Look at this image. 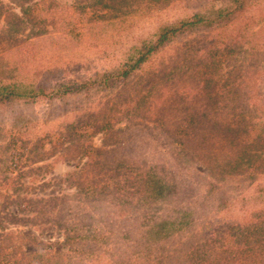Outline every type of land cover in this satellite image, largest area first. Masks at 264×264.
<instances>
[{
    "label": "rangeland",
    "instance_id": "374dc122",
    "mask_svg": "<svg viewBox=\"0 0 264 264\" xmlns=\"http://www.w3.org/2000/svg\"><path fill=\"white\" fill-rule=\"evenodd\" d=\"M223 3L0 0V81L37 78L47 84L88 85L86 91L69 92L63 100H40L27 108L0 112V264L95 261L70 249L63 231L53 225L56 210L49 201L73 199L75 184L86 180L83 174L90 172L96 181L92 173L100 170L87 165L94 160V156L88 159V147L110 149L118 143L126 149H116L115 162L129 160L141 172L151 170L160 185L177 186L175 190L188 178L192 186H199L189 194L191 203L182 201L185 197H169L166 189L154 195L151 205L156 209L149 225L171 217L175 207L193 215L184 234L180 231L163 242L164 254L157 250L156 259L165 261L167 255L180 264H264V202L259 203L247 188L264 178V72L257 73L263 55L244 54L251 51L246 42H254L263 28L258 23L261 14L254 9L229 26L181 34L125 81L101 79L111 76L126 59L132 64L138 57L136 45L154 39L164 25L190 17L204 6L221 8ZM211 39L218 47L211 46ZM191 113L196 121L183 123L182 116ZM223 117L233 127L242 117L248 119L246 128L253 141L239 146L243 155L239 167L234 166L233 156L229 174L213 165L217 175L212 176L206 170L208 161L202 159V147L210 146L189 142L188 156L182 157V125L212 136L225 126L224 121L217 123ZM106 123L110 131L104 133L101 127ZM219 144L222 141L215 140L209 150L220 151ZM167 165L176 167L177 173L169 175ZM100 176L103 186L116 182L112 180L116 173L107 169ZM222 177L226 181L219 183ZM207 181L225 185L227 198L244 201L230 204L231 212H219L215 201H204L209 195L199 190Z\"/></svg>",
    "mask_w": 264,
    "mask_h": 264
},
{
    "label": "trees",
    "instance_id": "16d2710c",
    "mask_svg": "<svg viewBox=\"0 0 264 264\" xmlns=\"http://www.w3.org/2000/svg\"><path fill=\"white\" fill-rule=\"evenodd\" d=\"M223 2L221 8L216 9L210 5L204 6L200 9V12L194 13L190 17L164 25L155 34L154 39L141 40L136 45V49H134L135 54L138 55L134 62L131 64L126 59L127 61L125 60L111 76H103L101 78L102 81H125V79L139 69L141 64L148 61L152 55L158 53L181 34L184 35L188 32L198 31L199 29H218L222 26H229L232 21L240 20L244 15H248L247 12L254 9L257 10L256 13L258 15L259 13L261 14L260 18L258 16V23H261L263 28L261 27L260 31L257 32L259 34L256 37L257 41L246 42L251 51L245 50L244 54L248 58H254L262 53L263 66L257 68V73H263L264 10L261 12V9L264 8V0H223ZM261 4L262 6L257 9ZM249 19L253 20L251 21L252 24H256V18L251 17ZM251 35L253 36V34ZM211 41L212 39L210 40L212 47H218V42L211 43ZM232 43H236L235 40H232ZM225 87L223 86L221 89L224 90ZM87 89L88 85L86 82L79 84L68 82L62 85L60 83L47 84L39 82L37 78L29 82L7 79L6 81H0V112L4 110L13 112L17 108H27L40 100L50 102L58 99L63 100L69 92L73 91L74 94H78L77 92L86 91ZM187 119L192 122L196 121L193 113L182 116L183 123ZM245 120L248 119L245 117L243 119L242 117L237 122L236 127H233L227 118L218 119L217 123L224 121L226 122L225 126H219V133L212 136L206 132L202 133V131L193 125H182V157L186 158L188 156L187 143L189 142H192L193 146L195 144L196 146L205 144L206 146L213 147L215 140L218 143L221 140L222 144H219L220 151L218 152H214L212 148L209 150L210 147H202V157H204L202 159L209 163H207L208 166L206 168L208 175H217L215 170L211 168L213 165L224 171L223 175L229 174L230 172L228 171H230L233 156L236 158L235 167L240 166L243 158V155L239 153V146L250 145L253 141V133L247 130ZM101 129L104 133L110 131L108 123L105 126L103 125ZM244 133L251 134V137L247 138V136H244ZM229 144L232 147L228 150ZM117 148L126 149L123 143H118L116 147L102 150L88 147L90 150L88 159L94 156V160L88 162L87 165L90 167L97 166L100 171L107 169L109 173H116V176H112V180L116 182L113 185L103 183V186L100 184V171L92 173L94 178H96L95 182L90 172L83 174L86 180H79L75 184L73 199L59 197L49 201L51 208L56 210V213L51 218L53 225L63 231L70 249L72 248V251L85 257L86 255L90 256L91 261L95 260L92 264H180L167 255H164L165 261L156 259L155 255L157 250L163 251L164 254L165 246L163 242L165 240H169L171 236L180 231L184 234L185 229L190 227L193 220L192 212L182 211L175 207L172 210L171 217L161 218L158 222L149 225L151 215L156 209L153 208L151 202L154 195H162L160 191L163 192L166 189V192L170 195L169 197L173 199H175V196L185 197V199L182 200L181 198V200L191 203L192 196L189 194L192 190L199 188V186H192L193 183H190L189 178L178 190H175L178 188L177 186L160 185V178H156L155 173H153V178L150 174L152 173L151 170L149 172H141L138 166L136 165L134 168L132 166L133 162L129 160L127 163L122 160L115 162L117 158L114 159L112 155H119V152L116 150ZM222 158H225L223 165L220 164ZM190 163H192L191 159L187 160L185 164L188 166ZM123 169L124 171L121 172ZM167 169V173L171 176L175 175L178 171L172 165H167ZM83 175H80V178ZM143 176L146 177L142 178ZM138 178H142L139 180V183H137ZM153 179V183L149 185ZM218 180L219 183L226 181L223 177ZM214 182H205L206 185L201 186L199 190H204L205 195H209L204 201H215V208L219 209V212H231L233 210H229L228 208L230 204L233 205L234 203L237 205L244 201L243 198L239 197L232 198L228 196L227 198L225 194L226 186L214 184ZM247 188L252 189L251 194L257 196L259 203L264 202V178L254 184H250ZM214 194L216 195V199H212ZM102 211L104 212L102 213ZM133 221H136V223H133ZM110 233L116 234L111 238L108 235ZM105 245H110V247L103 250L102 248ZM148 245H150L151 249L148 248ZM159 256H162V254H159Z\"/></svg>",
    "mask_w": 264,
    "mask_h": 264
}]
</instances>
